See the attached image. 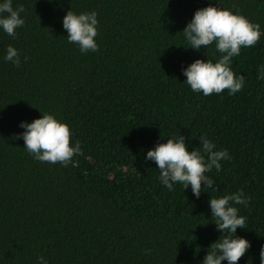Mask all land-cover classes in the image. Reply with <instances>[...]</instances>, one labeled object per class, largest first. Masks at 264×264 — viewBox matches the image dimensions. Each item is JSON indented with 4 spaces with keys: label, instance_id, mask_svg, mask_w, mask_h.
I'll list each match as a JSON object with an SVG mask.
<instances>
[{
    "label": "trees",
    "instance_id": "16d2710c",
    "mask_svg": "<svg viewBox=\"0 0 264 264\" xmlns=\"http://www.w3.org/2000/svg\"><path fill=\"white\" fill-rule=\"evenodd\" d=\"M210 3L264 31V0H13L25 24L15 39L0 32V264H37L38 256L49 264H201L223 235L209 198L241 189L251 202L238 206L247 219L237 235L251 247L239 264H260L264 35L233 58L232 70L245 76L241 91L193 92L182 68L219 53L185 48L181 31ZM68 10L98 13L97 52L67 41ZM8 45L19 50V66L2 59ZM40 112L66 122L70 144L81 143L67 167L33 159L17 138L19 122ZM179 135L189 150L207 135L232 157L208 173L215 191L199 199L190 187L165 188L155 162L144 160Z\"/></svg>",
    "mask_w": 264,
    "mask_h": 264
},
{
    "label": "clouds",
    "instance_id": "9594fccd",
    "mask_svg": "<svg viewBox=\"0 0 264 264\" xmlns=\"http://www.w3.org/2000/svg\"><path fill=\"white\" fill-rule=\"evenodd\" d=\"M219 4V0H217ZM23 5L13 7V0H0V32L15 39L18 28L25 24L22 13ZM62 27L66 30V39L75 44L81 54L99 50L96 37L98 35V13L93 11L73 12L68 10L62 17ZM187 46L199 51L201 46L207 49L214 45L219 56L215 61L197 58L182 68L187 85L196 93L204 96L220 94L224 90L235 95L245 87V76L237 75L232 70L233 58L241 54L242 47L251 48L264 35L261 26L246 16L228 8L213 4L198 8L181 31ZM2 59L15 66L21 63L19 50L8 45ZM25 61L28 59L24 57ZM257 80L264 81V65L257 69ZM41 113V112H40ZM23 129L17 138L24 141V149L40 162L60 163L67 167L72 158L82 153L79 141L70 144L71 130L69 125L58 119L53 113H41L38 118L19 122ZM199 147L189 150L185 137L179 135L166 139L149 148L144 156L145 161H154L159 169V181L168 190L174 185L183 190L191 189L199 199L205 189L214 188V178L208 173H219L222 160H231L227 149H218L207 135L199 137ZM251 202L242 189L222 196L209 198L210 217L222 237L208 246L201 264H239L240 258L251 247V242L237 235V229L246 228V217L240 215V207H247ZM145 253H150L145 249ZM260 264H264V245L261 246ZM37 264H49L44 256L37 257Z\"/></svg>",
    "mask_w": 264,
    "mask_h": 264
}]
</instances>
